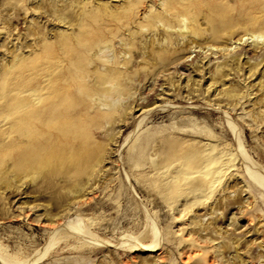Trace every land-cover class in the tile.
Instances as JSON below:
<instances>
[{
    "label": "rangeland",
    "instance_id": "obj_1",
    "mask_svg": "<svg viewBox=\"0 0 264 264\" xmlns=\"http://www.w3.org/2000/svg\"><path fill=\"white\" fill-rule=\"evenodd\" d=\"M222 3L233 22L214 39L202 16V36L183 15L146 26L164 0H0V264H29L43 248L30 264H264V38L249 35L264 32V10L253 21L240 0ZM129 4L131 29L76 43L91 14ZM162 48L183 50L177 60L151 55ZM74 62L77 81L37 102L41 69ZM110 70L120 77L102 96L98 77ZM26 97L30 115L57 125L41 140L37 122L24 124ZM53 141L66 162L25 173ZM73 218L117 247L86 233L69 243ZM153 226L157 251L125 250L133 238L151 243Z\"/></svg>",
    "mask_w": 264,
    "mask_h": 264
},
{
    "label": "bare ground",
    "instance_id": "obj_2",
    "mask_svg": "<svg viewBox=\"0 0 264 264\" xmlns=\"http://www.w3.org/2000/svg\"><path fill=\"white\" fill-rule=\"evenodd\" d=\"M223 0H186V1H182V0H164L165 5V12H157V13H151L147 16V18L144 20V24H146V26L152 28V29H157V27L155 26L156 22L162 21L164 23H167L168 25L174 26L173 24L176 23L175 19H177V17H179L180 15L186 16L187 18H189L193 24H190V26L188 27V29H190V33H195L197 36H202L203 35V31L200 25V21L199 18L202 16L205 21L208 24V28L207 30L210 31L212 38L214 39H222L223 36V32L225 30H227V25L229 24V21H232V10H230L227 6H225V4L222 3ZM125 7V6H124ZM130 9H128V8ZM127 7H125L126 9H122L121 11L115 10L112 13H110L107 10H104V13L97 17L96 15H92L89 19L88 24H83V26L80 27L79 31H80V36H77L75 38L76 43L83 45L84 47H91V45H93L95 42H100V41H106L109 39V36L111 34L114 33L115 28H121L124 27L126 25L130 24V19H131V15L130 13L132 12L131 9H133V5L129 4L127 5ZM238 9L244 11V14H246L248 17H250V19L253 21H256V19H254L253 17H251V13L252 12H262V10H264V2L263 0H240V5L238 7ZM168 14L170 16H168ZM218 17H223L225 18L223 21H218ZM87 18V17H86ZM234 19V18H233ZM99 20L100 21V26L98 28V26L96 27L95 25H93V23L95 21ZM233 22V21H232ZM97 25V24H96ZM127 28H132L130 25ZM129 29V30H130ZM246 34H244L245 36ZM251 37H257L259 39L264 38V32L263 31H257L254 30L251 34ZM84 39V41L82 40ZM242 39V38H240ZM87 41V43H86ZM259 44V43H257ZM167 49V48H166ZM166 49H161V53L160 52H155L154 50L152 51V56L154 58H170L172 60H177L179 58V52L183 50V48H174L171 51L170 50H166ZM53 57V56H52ZM55 57H53V61H55ZM45 66V65H44ZM64 66V65H63ZM53 64H49L45 67H43L41 69L40 72V87L39 88H35L34 90V98L37 102H40L41 100H46L48 98H50L49 96H53V95H58L61 94V91L63 90L60 86H62V84H64L65 81H71L74 80L73 82L77 81V75L76 73L78 72V69L82 68V65L79 64L78 62H74L72 63V67H67L64 66V69L62 67V69L57 70V66H55L54 68ZM53 68V69H51ZM72 68V69H71ZM118 72L112 71L110 70L108 73L106 74H101L98 77V83L99 88L97 89V93L101 94L102 96H110L111 92L109 89H106L104 87H102L101 85L105 84V82H107L108 79H110L111 77H113L114 80H116L118 82L119 79V73ZM106 79V81H105ZM64 80V81H63ZM46 81V83H45ZM57 85H60L59 88H56ZM42 91H47V95L48 96H42L40 93ZM229 96H236V92L235 91H227ZM108 98V97H107ZM61 102H59L57 105H59ZM114 105V102L107 103V106H112ZM21 106L23 108L27 109L26 114L24 115L25 117L23 118L24 120V124H30L31 120L33 119L36 123V134L33 138V141L36 140H41L42 138L46 137V135L53 131L54 129H56L57 125L55 124H51L50 126L46 125L45 122H47V118H41L42 116H47L46 113H42L41 111H37L33 116L30 115L29 111V98L26 97L24 98L23 102L21 103ZM119 108V107H118ZM115 112H112V114L110 115L111 117H113ZM59 115L60 119H63L64 117H66V114H57ZM59 120V119H58ZM39 122V123H38ZM26 139V138H25ZM55 141H53V143L50 144H41V151L42 149H45V151L43 150V153L45 157H43V159L41 161H39L38 164L34 165V166H29V169H26L27 174H31L33 171H39L42 168H45L46 166L50 165L51 163L57 162H63L65 161V155L64 153H60L61 151L58 150L56 143H54ZM14 148V147H12ZM10 149V148H9ZM13 150V149H12ZM80 153V152H79ZM83 154V153H82ZM43 155V156H44ZM244 155V154H243ZM79 157V156H78ZM248 158V157H246ZM66 159V158H65ZM63 160V161H62ZM70 160V159H69ZM66 162V161H65ZM205 163V164H204ZM204 163H202L204 165V167H208L211 164V161L207 162L204 160ZM199 171H188L186 173V175H191L189 178H192L194 176V174H200V175H204L205 172V168L204 170L202 169H198ZM37 173V172H35ZM258 174L255 173V178H257L256 180L260 181L261 179L258 178L257 176ZM15 177V175H14ZM263 181V179H262ZM80 188H76V192L80 191ZM199 189H195L193 190V194L195 196L194 200L198 201L200 200V197L197 195ZM202 190V189H201ZM67 229L69 230L67 233V241L70 243L72 238H74V236L76 234H84L86 233L90 238L92 242H95L99 245H101L104 248H115L117 247V244L112 243L109 240H106L102 237H99L98 235L94 234L89 226L88 223L85 222L83 219L81 218H73L69 221L68 225H67ZM150 236L152 241L149 244H145L143 242H139V240L136 239H132V241L130 242L129 246L127 247V249L125 250H131V252H135V251H140L141 249L139 248H144V252H155L158 250V231L157 228L155 226L152 227L151 231H149L147 233V236ZM53 235L50 236L49 242H51L53 240ZM60 241V240H58ZM57 238H56V242L52 241V244H58ZM49 245V244H48ZM50 246V245H49ZM48 248H43V251L41 253V256H37L34 258V260H32L31 262L29 261V264L32 262H36L39 260H42L46 254H44V252L46 253V250ZM52 249V247H51ZM41 252V251H40ZM43 254V255H42ZM40 255V254H39ZM0 259L2 260H6L5 255H3L0 251ZM16 261V260H15ZM22 263V262H21ZM27 264V263H26Z\"/></svg>",
    "mask_w": 264,
    "mask_h": 264
}]
</instances>
